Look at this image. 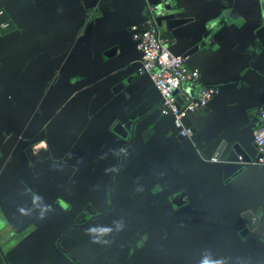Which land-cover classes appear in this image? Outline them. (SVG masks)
<instances>
[{
  "label": "crops",
  "instance_id": "crops-1",
  "mask_svg": "<svg viewBox=\"0 0 264 264\" xmlns=\"http://www.w3.org/2000/svg\"><path fill=\"white\" fill-rule=\"evenodd\" d=\"M158 3L156 26L170 11L191 18L165 47L184 53L204 42L187 63L198 67L201 85L220 89L189 114V137L178 138L181 126L160 112L151 80L135 70L132 28L146 26ZM260 4L0 0L16 24L0 34V220L14 262L74 264L53 242L89 216L58 240L82 264H264V245L239 235L246 212L264 217V157L243 167L234 150L256 155L252 130L264 108ZM131 114L140 121L127 141L111 126ZM223 142L215 162L197 156L209 159ZM44 152L55 166L35 175L30 162ZM179 190L182 206L170 200Z\"/></svg>",
  "mask_w": 264,
  "mask_h": 264
},
{
  "label": "built area",
  "instance_id": "built-area-1",
  "mask_svg": "<svg viewBox=\"0 0 264 264\" xmlns=\"http://www.w3.org/2000/svg\"><path fill=\"white\" fill-rule=\"evenodd\" d=\"M159 6L149 9L150 16L142 30L132 28L135 30L132 38L140 52L141 65L138 72L141 75L148 74L153 81L160 94V112L172 116L175 123L181 126L179 134L189 137L192 129L183 127L181 120L189 112L204 110L208 101L218 94V89L216 86L201 85L199 71L189 67L187 57L174 55L165 47L151 14V10ZM259 118V124L253 129V141L257 153H264V108L259 110ZM238 158L241 160V156ZM210 161H215V157ZM258 162H263V158H258Z\"/></svg>",
  "mask_w": 264,
  "mask_h": 264
},
{
  "label": "water",
  "instance_id": "water-1",
  "mask_svg": "<svg viewBox=\"0 0 264 264\" xmlns=\"http://www.w3.org/2000/svg\"><path fill=\"white\" fill-rule=\"evenodd\" d=\"M159 4L160 3H158L156 5H159ZM163 11H170V7L163 9ZM170 12H172V11H170ZM170 12L162 14L156 18L157 27L159 29V36L164 42L171 40L174 37V30L176 28H178L179 26H181L182 24L190 21V19H191V18L181 17V16H179V14L177 12H172V13H170ZM217 16H218V14H216L213 18H216ZM254 17H256V19H258V18L260 19L261 22L259 23V25L264 24V0H261V4L259 5V9H258V11ZM221 22L222 21H220V23ZM15 27H16L15 21L11 18V16L8 14V12L3 8L0 9V34L2 35V34H5L7 32H10V31L14 30ZM143 27H145V26H143ZM143 27H141L140 29L138 28L136 30H142ZM163 28H165L164 31L161 30ZM262 28H264V27L262 26ZM134 32H135V30L133 29L132 34ZM208 33L209 32L202 34L200 38L202 40L206 39ZM132 34H131V38H132ZM132 40H133V38H132ZM133 42H134L135 47H136V45H137L136 41L133 40ZM203 46H204V42H201L200 44H194L191 48H189L184 53H173L170 50L169 51L174 55H183V56L187 57L193 53L200 52V50L203 48ZM136 49H137V47H136ZM115 53H116V47L115 46L110 48L109 51L107 52L108 55H111V54L113 55ZM139 59H140V52H139L138 64L135 68L136 74L138 76H147L151 80V78L148 74H143V75L139 74L138 69L141 65ZM189 67L198 69L197 66H190L189 65ZM198 71H199V69H198ZM134 77H135V75L123 77V79L119 80L113 86L112 92L117 93L118 91H120L121 88H124L128 83H130L132 80H134ZM151 82L153 84L152 80H151ZM153 86H154V84H153ZM216 87L218 89V94H219L220 89L218 86H216ZM218 94H216V95H218ZM158 95H159V103H160L159 92H158ZM159 103H158L157 107L159 106ZM199 112H201V111L195 110V111L187 113V115L181 120L182 126L183 127H190L192 129V132H193V128L191 127L192 122H191L189 114H191V113L197 114ZM167 116H169V115H167ZM169 117H171L174 121V118L172 116H169ZM139 121H140V117L136 114H131V115H128V116H125L122 118L117 117L112 121L111 131L114 132L119 137H121L122 139L127 140V141H131V139L133 138V136L136 133L137 127L139 125ZM180 129H179V131H180ZM179 131H178V134H179ZM183 137L184 136H182L180 134L178 136V138H183ZM252 137H253V130H252ZM225 143L226 142H223L222 144H220L218 149H217L216 154L211 156L209 159H206V158L204 159L202 157V154H200V152H197V156L206 162H215L218 159V155L220 154V152L224 148ZM254 146H255V144H254ZM255 149H256V146H255ZM234 150L236 152L237 161L243 167L248 166V165H252V163L258 162V158L264 157V153H257V151H256L255 156H252V155L250 156L248 154H245L235 145H234ZM239 156H241V160L238 158ZM212 157H215V161H210V159ZM258 163H260V162H258ZM54 166H55V159H53V157H51V155H49L47 152H44L39 157H37L35 160L30 162L29 170L32 173H34L35 175H40V174L47 173L49 171V169H51ZM228 167H230V165ZM239 171H240V169L239 170L236 169L231 175H236ZM183 196H184L183 190H179L170 196V200H175L176 205L182 206V205L186 204V202H187V200H183ZM87 211L90 214L93 213L89 209H87ZM243 218L245 221V227L242 230H240L239 235L242 237L249 236V238H254L257 241H260V243L264 245V217L255 216V215H253L252 212L248 211L244 214ZM3 225H4L3 221L0 220V264H14V262L12 260L13 256L10 254V250H7L8 236H7L6 230L3 228ZM56 242L57 241H54L53 244L56 245ZM4 247H6V249ZM204 264H210V263L207 262Z\"/></svg>",
  "mask_w": 264,
  "mask_h": 264
},
{
  "label": "flooded vegetation",
  "instance_id": "flooded-vegetation-1",
  "mask_svg": "<svg viewBox=\"0 0 264 264\" xmlns=\"http://www.w3.org/2000/svg\"><path fill=\"white\" fill-rule=\"evenodd\" d=\"M38 157H39V156H38ZM36 158H37V156H36ZM36 158H34V160H35ZM109 209H111V204H110ZM102 214H103V213H102ZM102 214L100 213V215H102ZM90 218H91V217H89V216H84V217H82L81 219H79V220H77V221H74V222H72L71 224L66 225V226L62 229L61 233H60V234L58 235V237H57L56 246L58 247V250L61 251V252L65 255V257L68 258V259L70 260V262H72V263H74V264H82V263H81L80 261H78V260L76 259V257L73 256V255H72L70 252H68L66 249H62V248H60V247H59V244H58V240L62 239V237H64L68 231H70V230H72V229H74V228H76V227H77V228H78V227H81V226L85 225L86 223H88V221L90 220ZM4 248L6 249V247H4ZM12 260H13V259H12ZM13 262H14V261H13ZM14 264H17V262H14Z\"/></svg>",
  "mask_w": 264,
  "mask_h": 264
}]
</instances>
